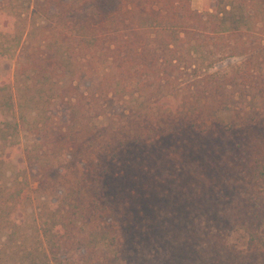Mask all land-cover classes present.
<instances>
[{"label":"trees","instance_id":"16d2710c","mask_svg":"<svg viewBox=\"0 0 264 264\" xmlns=\"http://www.w3.org/2000/svg\"><path fill=\"white\" fill-rule=\"evenodd\" d=\"M190 2L124 0L111 8L108 0H33L34 20L81 18L82 32L74 45L47 39L28 50L17 69L25 79L19 123L7 120L15 99L0 81V158L19 149L22 125L32 175L55 177L64 156L66 170H81L61 198L41 206L40 244L10 253L16 264H64L79 224L90 227L77 242L79 264H122L130 250L149 264H264V0H205L202 12ZM91 10L97 13L86 18ZM117 12L131 32L111 51L107 46L106 59L119 60V77H137V91L148 96L133 106V92L118 84L107 103L117 106L113 116L88 125L85 115L102 106L97 90H83L96 85L97 70L81 62L78 49L96 47L94 25L110 31ZM19 43L18 33L9 46L0 43V59ZM234 57L241 63L200 78L201 90L170 92L187 71L197 77ZM55 101L67 113L58 133ZM21 190L0 182V236L9 231L7 242L16 246ZM7 254L0 240V264Z\"/></svg>","mask_w":264,"mask_h":264},{"label":"rangeland","instance_id":"374dc122","mask_svg":"<svg viewBox=\"0 0 264 264\" xmlns=\"http://www.w3.org/2000/svg\"><path fill=\"white\" fill-rule=\"evenodd\" d=\"M119 1L124 0H108L109 7L117 6ZM205 0H191V8L196 12H202L205 6ZM33 10V0H0V32L2 34H12V37L4 38L0 35V43L6 47L12 44L13 36L15 34L20 35V43L11 56H6L0 59V81L8 86L9 90L14 96L15 99V108L13 112L9 114L7 120H10L12 123H19L20 117L22 114H26V109L24 107L23 97L25 95V90L23 86V81L25 80L20 75H17V69L20 66L24 56L31 48H37L43 45V42L47 39H57L64 42H68L71 45L76 44L78 38L77 36L81 34L80 26L83 25V22L78 23L79 18H72L71 21L67 20L61 25H55L50 23H43L42 21L34 20L31 16ZM95 11L84 14L86 18H89L90 15L94 14ZM99 14V12H98ZM124 13L120 12L112 17V28L110 31H106L102 22L96 23L94 26L96 28V47H89L87 49H78L79 57L83 64L92 65L97 71L96 76L98 81L96 85L92 87H84L83 90L95 91L97 94L94 95V98L98 101V104L102 106L100 109L98 106H94L88 114L85 115L86 124H91L94 122L97 125H103L107 122L109 118L113 116L114 109L117 106L113 104H107L111 98V90L114 88L120 89L118 84L127 85L130 89V92H133V106H137V99L139 102L142 101V98H146L148 94H139L136 87V78H125L122 80L119 77L118 64L119 60L114 62L113 59H106V56H110V51L114 48L115 44L121 43L124 41L128 34L131 32L129 28V22L123 21ZM83 16V17H84ZM99 15L91 18L90 20L98 19ZM74 21V22H73ZM82 21V20H81ZM98 21V20H97ZM105 26V25H104ZM108 34L110 36H108ZM29 37V39H28ZM152 38V35L151 37ZM183 38V37H182ZM186 39V37H185ZM149 48L158 47V42H153L147 40ZM227 45H230L227 43ZM107 46H110V51L107 49ZM180 48H184V43L180 44ZM198 60L197 62H199ZM242 61L241 58H230L223 62L216 63L209 70H205L202 73L198 74L197 77H194L187 71L183 75L179 76L178 80L173 82V86L170 89V92L174 93V89L178 90L180 96H189L194 90V88H199L200 90L204 87L202 80L203 76L208 74L224 73L230 72L232 67L240 64ZM131 73H133L131 69ZM202 74V76H201ZM199 81V82H198ZM110 83V87L107 85ZM105 86V87H104ZM110 90L107 97H105L106 90ZM128 98V97H127ZM110 106V107H109ZM264 109H262V112ZM98 112H101V115H98ZM51 116L53 118V128L54 132L58 133V128L62 127L65 123L67 113L64 111V108L58 104L57 101L51 106ZM32 116V115H31ZM30 115L27 118L32 119ZM19 133L18 137L15 140L16 143H19V149H14L13 153L10 154V157H5V161H2L0 158V182L7 187H13L18 185L19 188H22L19 205L15 209L14 219L17 223L19 232L17 235V240L19 245H14L10 242H7L9 231L4 230L0 236V240L3 245H5L8 252L5 255V264H16V255L10 253H19L23 248H29L33 246H39L40 235H39V223L37 220V213L43 204H52L57 199L63 196V193L66 188H68L72 182L77 178L81 167L72 168L71 171L66 170L63 167L65 163V156L62 158V166L56 169V175L53 178L46 180H41V175L30 173L29 169L26 168L23 158V148L30 142L29 134L25 131L22 125L18 127ZM54 136V140L57 143L58 140ZM10 140V139H9ZM4 146L2 140H0V156L1 148ZM56 151L55 144H51ZM128 154H124L126 158ZM123 157V158H124ZM10 159V160H9ZM114 198L116 197L115 192H112ZM111 195V196H112ZM90 231L89 226L79 224L75 230L73 242L68 244L64 254L61 255V258L64 260V264H79L80 257L82 256V249L78 247V240L81 239ZM20 254V253H19ZM4 259V257H3ZM122 264H149L146 258H141L133 254L132 250L125 257V261Z\"/></svg>","mask_w":264,"mask_h":264}]
</instances>
